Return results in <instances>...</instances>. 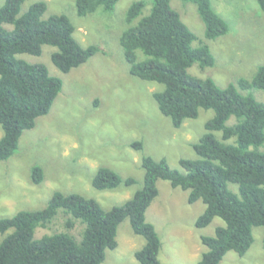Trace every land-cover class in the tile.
Instances as JSON below:
<instances>
[{
    "label": "trees",
    "instance_id": "1",
    "mask_svg": "<svg viewBox=\"0 0 264 264\" xmlns=\"http://www.w3.org/2000/svg\"><path fill=\"white\" fill-rule=\"evenodd\" d=\"M24 1L5 0L0 6V160L14 153L22 131L34 127L36 118L49 111L62 87L61 78L49 74L43 63H31L16 55H38L42 45L49 44L57 48L50 56L54 65L68 72L98 48L93 44L82 46L76 40L75 27L66 14L42 17L47 8L43 0L19 13ZM117 1L74 0V6L78 15H86L98 7L111 11ZM183 1L196 5L206 39L228 31V23L214 10L211 0ZM256 1L264 12V0ZM145 5L144 0H135L127 10V22L138 19L120 36L123 56L130 74L162 84L151 95L173 127H180L186 118L197 117L200 108L214 111L205 123L206 131L192 143L196 157L179 159L184 169L180 171L170 167L165 158L143 155L142 186L122 204L107 209L94 198L56 190L42 208L0 217V233L11 229L0 241V264H101L105 249L117 246V227L125 218L132 231L144 239L134 251L138 264H160V238L145 218L146 209L158 194L159 178L188 190L189 203L201 200L205 204L195 226H206L215 216L224 222L215 227L213 235L200 236L206 249L196 264H219L228 250L243 255L253 242L252 228L264 227V101H257L250 92H264V64L258 65L250 78H239L225 87L210 77L193 76L187 71L193 63L199 68L214 64L209 45H193L195 34L171 7L170 0H152L149 12L141 15ZM3 24H12V28ZM230 116L236 121L226 124ZM213 131H221L222 140ZM130 146L142 149L143 143L134 140ZM43 178L42 166H32L31 181L39 184ZM133 182L134 178H123L104 166L98 167L91 178V184L99 190ZM228 183L236 184L237 191ZM58 210L67 215V229L34 238V229L47 226ZM76 220L83 225L79 239L68 230Z\"/></svg>",
    "mask_w": 264,
    "mask_h": 264
},
{
    "label": "rangeland",
    "instance_id": "2",
    "mask_svg": "<svg viewBox=\"0 0 264 264\" xmlns=\"http://www.w3.org/2000/svg\"><path fill=\"white\" fill-rule=\"evenodd\" d=\"M4 1L0 0V6ZM36 1L39 0H25L19 13ZM43 1L47 8L42 17L66 14L75 27L76 40L82 46L93 44L98 48L88 60L68 72L54 65L50 56L57 48L49 44H43L38 55H16L31 63H43L49 74L61 78L62 87L49 111L36 118L34 127L22 131L14 153L0 160V217L42 208L56 190L94 198L106 209L122 204L142 186L143 155L165 158L170 167L184 171L179 159L196 157L192 143L206 131L205 123L214 111L200 108L197 117L186 118L175 128L170 118L159 112L151 95L162 84L130 74L119 40L122 32L138 19L126 21L127 10L135 0H118L111 11L98 7L86 15L77 14L74 0ZM144 1L141 15L147 14L152 5V0ZM211 4L228 23V31L206 39L196 5L191 1L170 0L171 7L195 34L193 45L207 43L215 59L212 66L202 68L193 63L188 73L210 77L218 86L225 87L239 78H250L257 66L264 64V12L256 0H211ZM3 25L12 28V24ZM139 55L142 56L140 52ZM250 92L257 101H264L262 90ZM235 121L230 116L226 124ZM213 134L222 140L221 131ZM134 140L142 141V149L130 146ZM34 165L42 166L44 171L39 184L30 179ZM101 166L113 169L123 178L132 177L134 182L99 190L91 184V178ZM228 185L237 191L236 184ZM156 186L158 194L146 209L145 218L160 238V264H196L206 249L200 236L213 235L223 220L215 216L208 225L195 226L194 221L205 204L201 200L189 203L188 190L173 187L166 179H157ZM56 215L47 226L34 229V238L67 229L64 225L67 215L62 210ZM82 227L76 220L68 230L79 239ZM10 231L0 233V241ZM263 233V226H254L248 250L243 255L228 250L219 264H264ZM116 240L114 249H105L101 264H138L134 251L143 245L144 239L132 231L128 218L118 224Z\"/></svg>",
    "mask_w": 264,
    "mask_h": 264
}]
</instances>
